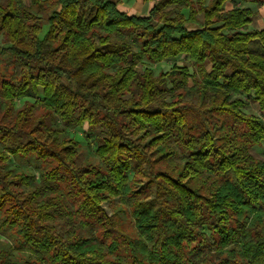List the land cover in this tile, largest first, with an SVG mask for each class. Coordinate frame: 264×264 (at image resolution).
Returning <instances> with one entry per match:
<instances>
[{
	"label": "trees",
	"instance_id": "obj_1",
	"mask_svg": "<svg viewBox=\"0 0 264 264\" xmlns=\"http://www.w3.org/2000/svg\"><path fill=\"white\" fill-rule=\"evenodd\" d=\"M146 1L0 0V264H264V28Z\"/></svg>",
	"mask_w": 264,
	"mask_h": 264
},
{
	"label": "rangeland",
	"instance_id": "obj_2",
	"mask_svg": "<svg viewBox=\"0 0 264 264\" xmlns=\"http://www.w3.org/2000/svg\"><path fill=\"white\" fill-rule=\"evenodd\" d=\"M23 1L26 4H29V0ZM151 5L152 4L146 0H122L120 8L128 12L129 14L143 16L149 12ZM234 7H247L253 11L254 20L253 23H251V25L248 27V30H259L264 28V5H258L255 0H235L234 2L226 4L227 10L232 9ZM174 64H177L178 66L182 67L184 65H190V62L185 57H179L175 60L164 61L156 65L146 64L145 66L151 67L158 75L161 72H168ZM190 70L191 72L194 71L192 67H190ZM242 98L248 101V107L245 109L247 113L262 116V113L256 102H254L253 100H249L245 95H243ZM23 103L24 100L19 101L18 106H22ZM70 133L81 144L82 161L87 163L92 160L93 163H96L97 158L95 152L96 147L94 139L96 135L101 134V131L91 130L87 126H85L83 128H77L76 130L71 131ZM252 153L257 159L264 160V143H262L260 146H256L252 150ZM28 166V168H30L34 172H37L34 166H32L31 164H29ZM104 207L106 208L108 214L112 213V209L108 203H105ZM125 226L130 227L129 223L127 222ZM1 241L11 243L8 238H6L0 233V242Z\"/></svg>",
	"mask_w": 264,
	"mask_h": 264
}]
</instances>
